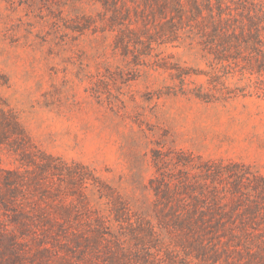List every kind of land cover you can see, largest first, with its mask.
<instances>
[{
    "label": "rangeland",
    "instance_id": "1",
    "mask_svg": "<svg viewBox=\"0 0 264 264\" xmlns=\"http://www.w3.org/2000/svg\"><path fill=\"white\" fill-rule=\"evenodd\" d=\"M103 3L0 0V105L26 136L0 137V264H211L166 193L211 188L206 160L264 176V95L167 93L173 67L204 70L208 56L189 39L123 49Z\"/></svg>",
    "mask_w": 264,
    "mask_h": 264
},
{
    "label": "trees",
    "instance_id": "2",
    "mask_svg": "<svg viewBox=\"0 0 264 264\" xmlns=\"http://www.w3.org/2000/svg\"><path fill=\"white\" fill-rule=\"evenodd\" d=\"M103 5L107 6L105 13L110 11L108 19L119 26L117 42L125 50L130 45L138 50L142 44L150 51L153 42L163 45L189 39L208 56L204 70L173 67L171 75L178 84L167 93L206 102L251 91L264 95V0H112L107 5L104 0ZM131 15L140 17V35L131 27ZM192 76L205 79L195 82ZM235 76L246 82L231 86L228 80ZM0 125L6 127L0 137L12 134L23 148V130L11 109L1 105ZM204 165L212 178L211 188L188 182L182 189L189 187L195 192L190 194L182 193L180 187H168L167 198L174 202L170 209L173 224L206 251L205 259L213 257L211 264L221 261L220 254H225L224 264H241L229 254L234 250L246 252V263L264 261V176L241 162L206 160ZM224 173L231 178L226 181L229 187L218 189L215 182L221 184ZM226 192L230 202L225 201Z\"/></svg>",
    "mask_w": 264,
    "mask_h": 264
}]
</instances>
